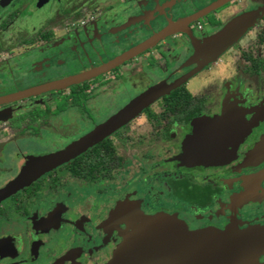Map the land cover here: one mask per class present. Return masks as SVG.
Returning a JSON list of instances; mask_svg holds the SVG:
<instances>
[{
    "label": "flooded vegetation",
    "instance_id": "obj_1",
    "mask_svg": "<svg viewBox=\"0 0 264 264\" xmlns=\"http://www.w3.org/2000/svg\"><path fill=\"white\" fill-rule=\"evenodd\" d=\"M43 1L0 0V53L6 54L0 58V86L27 83L29 76L72 61L82 62L79 74L97 70L176 26L88 79L0 102V132L6 131L0 133L5 160L0 173L7 175L0 187L29 157L64 148L149 86L168 84L193 70L194 42L243 12L263 9L229 50L75 157L1 200L0 264H107L127 230L122 217L130 205L144 214L174 215L190 230L264 231V155L252 153L264 134V0H60L29 33L3 37L18 17ZM57 32L63 46L55 39ZM19 47L34 55L21 60L8 55ZM141 61L147 75H162L141 79ZM36 62L42 63L33 67ZM242 76L248 79L244 85ZM43 84L13 89L0 99ZM60 97L65 104L52 105ZM29 100L39 102L21 108ZM106 106L115 109L106 114ZM58 108L69 112V123L52 121L50 113ZM229 110L247 126L239 142L221 150L220 162L185 158L190 155L186 138L205 125L199 118ZM78 126L76 134L72 129ZM53 136L58 145L49 143ZM119 203L122 217L114 214ZM256 260L264 264V247Z\"/></svg>",
    "mask_w": 264,
    "mask_h": 264
},
{
    "label": "water",
    "instance_id": "obj_2",
    "mask_svg": "<svg viewBox=\"0 0 264 264\" xmlns=\"http://www.w3.org/2000/svg\"><path fill=\"white\" fill-rule=\"evenodd\" d=\"M260 11L258 7L243 12L202 42H194V54L189 59L196 64L193 70L168 84L148 87L106 121L64 148L45 155L29 157L17 175L0 187V201L29 185L48 170L75 157L132 119L148 104L179 86L192 73L214 60L226 47L242 36L255 23ZM175 26L173 24L160 30L144 43L97 70L33 87L1 98L0 102L49 89L63 88L88 79L96 72L111 68L172 33ZM234 113L237 112L229 110L224 115L199 118L205 125L201 128L194 127L193 134L186 138L185 145L190 155H186L185 158H197L196 163H210L206 158H216L220 162L224 155L221 150L233 145L234 142H239L247 131L242 117ZM252 153L264 155V134ZM121 206L122 203H119L113 213L121 216L123 211L120 210ZM122 219L127 225V230L115 246L107 264H258L257 255L264 247V231L255 227L229 228L223 231L204 228L190 230L174 215L163 212L144 214L133 205L129 206L127 215Z\"/></svg>",
    "mask_w": 264,
    "mask_h": 264
},
{
    "label": "rangeland",
    "instance_id": "obj_3",
    "mask_svg": "<svg viewBox=\"0 0 264 264\" xmlns=\"http://www.w3.org/2000/svg\"><path fill=\"white\" fill-rule=\"evenodd\" d=\"M51 2H50V0H44L39 5V7L36 10H30L26 14H22L20 17L17 18L15 23L6 32H4L3 37L4 38L13 37L16 33H18V32L21 33L22 31H25V32L29 33V31H31L32 29L37 27L49 15V13L53 9V7L59 5L60 0H52ZM246 32H247V30L245 31V33ZM245 33H243V35ZM253 34H254V32L251 35H253ZM61 35L62 34H60L58 32L55 35V39L57 40L58 43H60V45H62L61 44V40L59 39V37ZM242 36H240L232 44H234L236 41H238ZM249 37L250 36L246 35L244 39H247ZM232 44L229 45L228 47H226L224 49V51L229 50V48L232 46ZM50 49H51L50 47H47V48H45L43 50V52H47ZM34 52L35 51L29 52V49L27 50V48L24 49V48H20L19 47V48H16V49H12L8 55H11L13 57H16V59L21 60V59H24V58L29 59V56H33ZM113 54H115V53H113ZM5 56H6L5 52L0 53V58L5 57ZM188 59H186L185 65L188 64L187 63ZM72 62H70V63L66 62V63H64V64H62V65H60L58 67L51 66L49 71H47L46 73L38 74V75H35V76H29V79H28L29 81H27V83H16V84L12 83V84L1 85L0 86V95L8 94V93L12 92L13 89H22V88H26V87H32V86L40 85V84H43V83H46V82L57 81L59 79L65 78V77L78 75L79 73H81L80 71H81V68H82V62H78V61L73 62V63ZM41 63L42 62H36V63H33L32 66L33 67H38V65L41 64ZM143 63L145 64V62H142V61L140 62V64H143ZM144 64L141 66L143 69H142L141 73L138 75V76H140L141 79H143V78L145 79V77L147 76L149 78L148 80L152 79V81H153V78L155 79V76L162 75V74H160V72H158L157 74H154L155 76L154 75H147L146 74V69L147 68H146V66H144ZM33 67H32V69H35ZM154 71H156V70H154ZM25 74L28 75L29 73L26 72ZM247 80H248L247 77L242 76V85H244ZM158 84H161V82H156L154 85H158ZM154 85H151V86H154ZM188 85H189V87L191 86V80L189 81ZM137 86H135L133 88L134 93L138 92L139 86L138 87ZM46 99H49V97H46ZM38 102L39 101H33V100L24 101V102H22L21 108L24 107V106H27V105H32L34 103L36 104ZM61 104H65V99L63 97H60L58 101L55 100L52 103V105H61ZM104 108H105L106 114L108 112H112L115 109V107H109V106H106ZM50 115L52 116V121L53 122L54 121H59V122H63V123L64 122H68L69 123V121H70V115H69V112L67 110H60L59 108H58V110L54 109V110H52V113H50ZM80 129H81L80 126H78V127H75L74 129H72V131L76 132V134H77V133H79ZM0 133L3 136V135H5L6 131L5 130H1ZM49 143L51 145H58L60 143V140L53 136V137H50ZM2 149L3 148L1 146L0 154H3L2 153L3 152ZM7 152H9V149L7 150ZM4 154H7V153H4ZM4 161L5 160L0 155V165L4 164ZM18 161L20 162V160H18ZM19 162H18V164H19ZM23 166H24V163H23V165L20 166L19 169L21 170L23 168ZM1 170H3L2 167L0 168V171ZM3 171H5V170H3ZM7 171L8 170H6V172ZM6 177H7V175H5L3 173H0V180L1 181L3 179H5Z\"/></svg>",
    "mask_w": 264,
    "mask_h": 264
},
{
    "label": "crops",
    "instance_id": "obj_4",
    "mask_svg": "<svg viewBox=\"0 0 264 264\" xmlns=\"http://www.w3.org/2000/svg\"><path fill=\"white\" fill-rule=\"evenodd\" d=\"M259 7H260V9H261V11H262V9H263L262 5H259ZM257 8H258V7H257ZM261 11H260V14H261Z\"/></svg>",
    "mask_w": 264,
    "mask_h": 264
}]
</instances>
